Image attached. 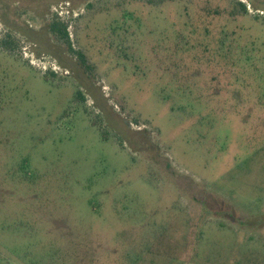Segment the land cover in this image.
<instances>
[{
  "label": "rangeland",
  "instance_id": "obj_1",
  "mask_svg": "<svg viewBox=\"0 0 264 264\" xmlns=\"http://www.w3.org/2000/svg\"><path fill=\"white\" fill-rule=\"evenodd\" d=\"M0 264H264V0H0Z\"/></svg>",
  "mask_w": 264,
  "mask_h": 264
},
{
  "label": "trees",
  "instance_id": "obj_2",
  "mask_svg": "<svg viewBox=\"0 0 264 264\" xmlns=\"http://www.w3.org/2000/svg\"><path fill=\"white\" fill-rule=\"evenodd\" d=\"M241 5H242L243 9H245V6L243 4H241ZM49 30L53 36H55L62 43H65L68 46V48L70 49V51H72L66 24L60 23L56 20H53L52 23L49 25ZM78 56H79L81 62L85 65V61L82 58V55L79 53Z\"/></svg>",
  "mask_w": 264,
  "mask_h": 264
}]
</instances>
